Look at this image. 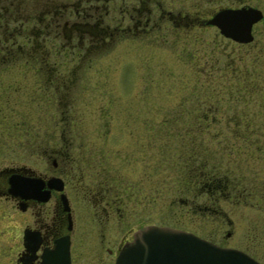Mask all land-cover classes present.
I'll list each match as a JSON object with an SVG mask.
<instances>
[{
    "label": "rangeland",
    "instance_id": "1",
    "mask_svg": "<svg viewBox=\"0 0 264 264\" xmlns=\"http://www.w3.org/2000/svg\"><path fill=\"white\" fill-rule=\"evenodd\" d=\"M159 1L165 7L169 0ZM172 1L190 13L202 11L203 19L241 3L263 10V18L252 26L253 38L246 44L191 21L177 30L169 26L155 44L144 41L146 36L122 38L107 49L80 55V61L62 66L67 84L60 105L51 101L42 124L62 111V125L73 122L83 131L74 140L83 145L81 151L102 150L108 174L127 189L132 229L153 224L192 232L264 264V0ZM38 75L24 86L35 98L33 88L44 83ZM235 75L237 81L231 79ZM21 76L15 69L2 71L0 83L21 82ZM15 102L14 124L35 122V114L21 116L25 98ZM197 117L204 130L185 131L183 124ZM26 122L16 125L19 130L13 127L14 145L2 150L0 168L11 163L40 167L36 162L42 149L25 142ZM204 162L211 175L229 179L222 195H202L204 186L196 177ZM140 207L143 220L137 223L133 217Z\"/></svg>",
    "mask_w": 264,
    "mask_h": 264
},
{
    "label": "flooded vegetation",
    "instance_id": "2",
    "mask_svg": "<svg viewBox=\"0 0 264 264\" xmlns=\"http://www.w3.org/2000/svg\"><path fill=\"white\" fill-rule=\"evenodd\" d=\"M115 1L0 0V74L15 69L23 79L0 83V159L2 150L14 145L13 127L19 130L26 122L14 124L13 120L15 99L20 97L25 98V114L21 116L35 114V122H26L25 142H34L42 149L36 162L40 167H14L11 163L0 168V264H115L124 245L133 241L135 231L153 225L132 229L134 219L126 201L127 189L122 188L120 179L108 174L107 160L100 148L81 151L83 145L76 146L74 140L83 132L79 126L73 122L62 125V111L42 124L47 106L52 108L51 101L60 105L61 92L67 84L61 74V53L79 57L114 46L122 38L140 36L155 44L160 35L164 39L162 33L169 32L171 25L177 30L197 21L203 28L214 27L205 21L217 11L251 7L247 3L226 6L203 19L202 11L190 13L184 6L177 8L172 0L165 7L159 0H120L117 7ZM253 9L260 11L262 19L263 10ZM118 13L120 18L116 17ZM50 55L57 60H48ZM35 75L44 81L33 88L36 98L24 88L30 76ZM231 79L238 78L235 75ZM29 101L40 110L30 106ZM200 115L204 118L205 114ZM199 121L197 117L193 121L196 124H183L184 130L203 131L204 124ZM40 130L42 137L37 136ZM185 165L188 176V161ZM204 176L198 170L197 180L202 182ZM58 183L61 190L56 188ZM247 193L253 195L251 190ZM143 214L141 209L134 215L137 223H141Z\"/></svg>",
    "mask_w": 264,
    "mask_h": 264
},
{
    "label": "water",
    "instance_id": "3",
    "mask_svg": "<svg viewBox=\"0 0 264 264\" xmlns=\"http://www.w3.org/2000/svg\"><path fill=\"white\" fill-rule=\"evenodd\" d=\"M260 18V11L251 7L222 9L205 23L217 28L224 38L246 44L252 40V24ZM56 188L61 190L60 183ZM132 240L121 249L115 264H259L240 250L225 249L191 232L168 226H144L135 231Z\"/></svg>",
    "mask_w": 264,
    "mask_h": 264
},
{
    "label": "trees",
    "instance_id": "4",
    "mask_svg": "<svg viewBox=\"0 0 264 264\" xmlns=\"http://www.w3.org/2000/svg\"><path fill=\"white\" fill-rule=\"evenodd\" d=\"M76 57V58H75ZM80 61L79 57H77L76 54L74 53H61V62L63 63L64 67H68L71 63V61ZM35 70L37 71V68H35ZM207 162H204V166H203V174L205 175L202 179V185L204 186V190H203V194L202 195H207L210 197V193H216L218 192L219 194H223L224 189H226L229 179L227 180V178L224 177H219V179H217V177L215 176V174L211 175V171H210V166H209V170H207ZM214 172V171H213ZM212 194V195H213ZM211 195V196H212ZM215 196V195H214ZM212 201L214 202V198H212Z\"/></svg>",
    "mask_w": 264,
    "mask_h": 264
}]
</instances>
